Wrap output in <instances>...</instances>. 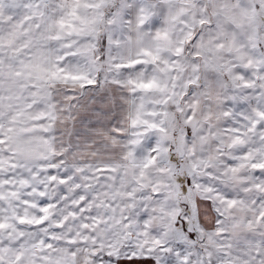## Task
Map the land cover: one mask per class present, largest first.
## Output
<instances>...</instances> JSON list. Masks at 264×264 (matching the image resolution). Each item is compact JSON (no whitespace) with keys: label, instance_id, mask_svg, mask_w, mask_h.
<instances>
[{"label":"snow or ice","instance_id":"obj_1","mask_svg":"<svg viewBox=\"0 0 264 264\" xmlns=\"http://www.w3.org/2000/svg\"><path fill=\"white\" fill-rule=\"evenodd\" d=\"M0 264H264V0H0Z\"/></svg>","mask_w":264,"mask_h":264}]
</instances>
